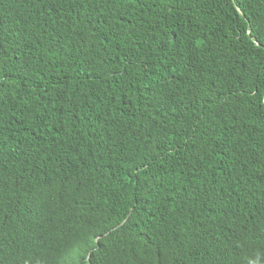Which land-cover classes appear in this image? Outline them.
Here are the masks:
<instances>
[{"label": "trees", "instance_id": "1", "mask_svg": "<svg viewBox=\"0 0 264 264\" xmlns=\"http://www.w3.org/2000/svg\"><path fill=\"white\" fill-rule=\"evenodd\" d=\"M0 264H264V0H0Z\"/></svg>", "mask_w": 264, "mask_h": 264}]
</instances>
